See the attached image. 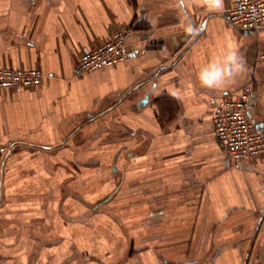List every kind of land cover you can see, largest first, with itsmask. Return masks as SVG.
I'll list each match as a JSON object with an SVG mask.
<instances>
[{"label":"crops","instance_id":"1","mask_svg":"<svg viewBox=\"0 0 264 264\" xmlns=\"http://www.w3.org/2000/svg\"><path fill=\"white\" fill-rule=\"evenodd\" d=\"M232 6L0 0V66L45 74L0 91V264H264V155L236 162L212 117L250 85L264 126V23L237 29ZM119 26L128 59L77 73ZM231 47L247 71L203 88L198 69Z\"/></svg>","mask_w":264,"mask_h":264},{"label":"built area","instance_id":"2","mask_svg":"<svg viewBox=\"0 0 264 264\" xmlns=\"http://www.w3.org/2000/svg\"><path fill=\"white\" fill-rule=\"evenodd\" d=\"M232 1L233 6L227 16L231 25L250 32L264 23V0ZM128 33L129 28L119 26L102 42L79 52L77 73L84 74L126 61ZM259 58L264 61V46L260 49ZM44 80L45 74L40 67L0 66V91L38 86ZM251 93L250 85L242 92L229 93L219 100L212 110L216 136L236 162L264 155V126L253 121L249 114ZM6 150V146H0V152Z\"/></svg>","mask_w":264,"mask_h":264},{"label":"clouds","instance_id":"3","mask_svg":"<svg viewBox=\"0 0 264 264\" xmlns=\"http://www.w3.org/2000/svg\"><path fill=\"white\" fill-rule=\"evenodd\" d=\"M193 6H203L209 11L222 12L224 0H176L177 9L183 14ZM186 31L191 33V27L186 26ZM247 71L244 56L237 47H231L218 54L197 71L200 85L208 90L223 92L237 82ZM179 97V94H174Z\"/></svg>","mask_w":264,"mask_h":264},{"label":"water","instance_id":"4","mask_svg":"<svg viewBox=\"0 0 264 264\" xmlns=\"http://www.w3.org/2000/svg\"><path fill=\"white\" fill-rule=\"evenodd\" d=\"M263 125V124H262Z\"/></svg>","mask_w":264,"mask_h":264}]
</instances>
